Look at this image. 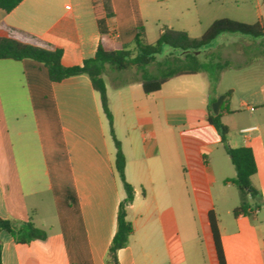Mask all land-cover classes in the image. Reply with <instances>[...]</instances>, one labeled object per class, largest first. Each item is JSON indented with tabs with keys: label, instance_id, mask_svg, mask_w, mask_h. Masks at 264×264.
Instances as JSON below:
<instances>
[{
	"label": "crops",
	"instance_id": "crops-1",
	"mask_svg": "<svg viewBox=\"0 0 264 264\" xmlns=\"http://www.w3.org/2000/svg\"><path fill=\"white\" fill-rule=\"evenodd\" d=\"M158 3L112 0L108 25L117 46L132 47L140 27L146 37L152 33ZM0 27L61 47L66 67L93 57L100 41L91 0H22L9 12L0 8ZM215 53L218 65L246 64V52L243 58ZM259 53L256 47L252 55L263 57ZM260 63L264 67V59ZM223 70L217 82L199 71L173 77L149 95L137 69L105 72L125 177L134 189L127 206L134 230L117 253L120 264H187L177 212L189 210L191 195L195 209L206 214L217 264L210 211L218 219L226 264H264V220L259 218L264 204L247 201L245 211L223 224L213 194L216 184L222 191L234 184L227 182L235 176L226 145L253 149L254 197L264 191L259 164L264 168V82L246 94L258 96L256 104L238 103L221 88ZM222 94L219 112L230 110L221 115L228 128L226 145L209 120L210 107ZM247 127L255 129L243 133ZM115 158L109 120L87 75L52 81L35 60L0 59V217L15 224L31 221L47 232L46 239L25 244L0 232L3 264H106L126 197Z\"/></svg>",
	"mask_w": 264,
	"mask_h": 264
},
{
	"label": "trees",
	"instance_id": "trees-1",
	"mask_svg": "<svg viewBox=\"0 0 264 264\" xmlns=\"http://www.w3.org/2000/svg\"><path fill=\"white\" fill-rule=\"evenodd\" d=\"M22 0H0V8L9 12ZM93 12L100 31V41L95 55L83 61L81 65L66 67L61 63L63 49L40 41L36 37L14 29L0 27V59L23 60L32 59L43 64L52 81H61L67 77L87 75L93 88L99 93L102 109L110 124L111 134L116 147L115 168L124 183L126 197L119 205L117 217V229L109 245L105 258L106 264H120L117 253L128 245L133 225L127 219V206L133 201L134 189L125 177L126 158L120 141L114 132L113 114L109 106L107 87L104 74L107 68L124 70L135 67L141 72L140 80L146 94H152L161 90L163 85L171 78L182 75H192L206 69L207 63L201 62L198 53L205 49L212 41L223 33L242 34L253 38L264 37V24L258 21L249 24L231 18L216 19L207 30L199 37H191L186 31L174 30L162 27L159 38L154 43H148L145 39L144 28L140 27L135 35L133 47L117 46L114 42L108 25V20L114 16L112 0H91ZM163 45L181 51L183 57L171 55L162 62H158L157 74L148 70V67L156 62V55L162 51ZM230 62L218 65V70L228 67ZM209 120L221 134L222 142L226 145L228 128L221 121L224 112H230L228 108L214 114L210 107ZM227 147V152L235 167L236 175L227 180L239 188L242 195L239 211L247 208V198L254 197L257 190L252 186L251 177L257 171V164L253 149L249 146L236 148ZM210 228L216 248L219 264H226L224 251L221 244L218 219L214 211L209 215ZM9 233L18 243H30L33 240H44L47 232L34 225L31 221L15 224L13 221L0 217V232ZM0 264L2 261V244L0 240Z\"/></svg>",
	"mask_w": 264,
	"mask_h": 264
},
{
	"label": "rangeland",
	"instance_id": "rangeland-1",
	"mask_svg": "<svg viewBox=\"0 0 264 264\" xmlns=\"http://www.w3.org/2000/svg\"><path fill=\"white\" fill-rule=\"evenodd\" d=\"M262 17V19H260ZM219 18H231L241 22L255 24L264 21V0H159L156 10V17L152 21V33L145 36L146 41H157L162 27H169L174 30L186 31L191 37L201 36L207 28ZM260 43V44H258ZM133 47V45H132ZM259 47L263 57L252 55ZM247 56L246 64L237 66L236 61H229L230 65L223 70L221 88L230 92L238 103L245 100L250 104H256L257 97L246 95L251 90H259L264 82V67L260 60L264 59V37L253 38L242 34L223 33L212 41L199 54L201 62L207 63V68L202 70L205 77H211V81L217 82L220 70L215 59V52ZM259 53V54H260ZM174 55L183 57L181 51L163 45L162 51L156 55V62L148 67V70L157 74L158 62ZM130 69H136L132 67ZM107 68L106 71H110ZM260 98V97H259ZM261 173H264L263 163L260 161ZM230 174L234 175L235 167L228 159ZM264 188V177L262 179ZM216 200V213L223 224L234 219L235 207H241L242 195L235 184H229L225 191L219 189L218 184L213 189ZM190 208L188 211H178L177 218L180 228V235L184 240L185 255L187 264H217L214 258L212 244L209 243L207 217L199 212L194 206V197L189 198ZM251 205L264 204V191L260 196L248 197ZM259 218L264 220V207Z\"/></svg>",
	"mask_w": 264,
	"mask_h": 264
},
{
	"label": "water",
	"instance_id": "water-1",
	"mask_svg": "<svg viewBox=\"0 0 264 264\" xmlns=\"http://www.w3.org/2000/svg\"><path fill=\"white\" fill-rule=\"evenodd\" d=\"M226 98V94L220 95L216 101L212 103V110L214 113H219L220 106L223 102V100Z\"/></svg>",
	"mask_w": 264,
	"mask_h": 264
},
{
	"label": "built area",
	"instance_id": "built-area-1",
	"mask_svg": "<svg viewBox=\"0 0 264 264\" xmlns=\"http://www.w3.org/2000/svg\"><path fill=\"white\" fill-rule=\"evenodd\" d=\"M253 129H255V128L254 127H247V128L242 129V132L248 133V132L252 131Z\"/></svg>",
	"mask_w": 264,
	"mask_h": 264
}]
</instances>
